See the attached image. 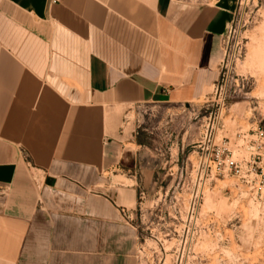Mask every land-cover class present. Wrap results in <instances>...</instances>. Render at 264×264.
Wrapping results in <instances>:
<instances>
[{
    "label": "crops",
    "instance_id": "0c3cea01",
    "mask_svg": "<svg viewBox=\"0 0 264 264\" xmlns=\"http://www.w3.org/2000/svg\"><path fill=\"white\" fill-rule=\"evenodd\" d=\"M235 2L0 0V264H138L120 110L216 82Z\"/></svg>",
    "mask_w": 264,
    "mask_h": 264
},
{
    "label": "rangeland",
    "instance_id": "374dc122",
    "mask_svg": "<svg viewBox=\"0 0 264 264\" xmlns=\"http://www.w3.org/2000/svg\"><path fill=\"white\" fill-rule=\"evenodd\" d=\"M235 1L216 82L188 103L120 110L139 155L123 211L138 264H264V0Z\"/></svg>",
    "mask_w": 264,
    "mask_h": 264
}]
</instances>
